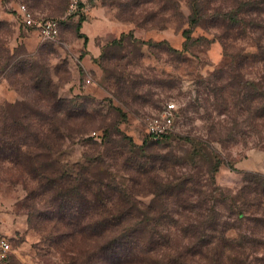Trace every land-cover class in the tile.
Segmentation results:
<instances>
[{
  "label": "rangeland",
  "instance_id": "1",
  "mask_svg": "<svg viewBox=\"0 0 264 264\" xmlns=\"http://www.w3.org/2000/svg\"><path fill=\"white\" fill-rule=\"evenodd\" d=\"M19 3L59 18L58 36L19 23ZM69 4L0 0V264H98L139 223L141 264H264V191L248 180L264 176V0ZM171 99L173 131L149 140L145 118ZM3 143L85 181V199L57 213ZM101 219L115 227H84Z\"/></svg>",
  "mask_w": 264,
  "mask_h": 264
},
{
  "label": "trees",
  "instance_id": "2",
  "mask_svg": "<svg viewBox=\"0 0 264 264\" xmlns=\"http://www.w3.org/2000/svg\"><path fill=\"white\" fill-rule=\"evenodd\" d=\"M1 146L3 151L6 152L5 154L12 155L16 161L28 169L31 175L44 179L45 186L51 188L53 191L52 195L56 202L57 213L64 211L69 199H73L74 197L80 199V201L85 199V193L81 190L85 186V181L62 185L59 181L61 176L48 174L51 165L50 161L39 159L34 154L22 151L21 148L11 143H3ZM203 160L209 163V171L216 169V164L213 162L211 156L206 155V158ZM65 174V172H62V175ZM248 180L260 186L262 191H264V176L250 173ZM94 194L96 198H101L98 193L95 192ZM144 223L146 224V222ZM143 225L139 223L133 227L125 228L117 234L107 236L99 247L97 254L98 264H141V262H145L146 255L143 253L141 247L142 239L140 238ZM84 227L103 233L114 228L115 222L113 219H101L87 222Z\"/></svg>",
  "mask_w": 264,
  "mask_h": 264
},
{
  "label": "built area",
  "instance_id": "3",
  "mask_svg": "<svg viewBox=\"0 0 264 264\" xmlns=\"http://www.w3.org/2000/svg\"><path fill=\"white\" fill-rule=\"evenodd\" d=\"M78 0H70L66 14L74 13L78 10ZM83 11L86 7H81ZM16 16L24 27L34 30L38 38L43 40H53L58 36L60 19L51 16L34 17L25 3H19L16 8ZM89 82V78L86 79ZM179 105L171 99L161 106L156 112L147 116L144 120V133L149 140L158 141L171 133L178 116ZM12 252V246L8 238L0 234V263L6 261Z\"/></svg>",
  "mask_w": 264,
  "mask_h": 264
}]
</instances>
